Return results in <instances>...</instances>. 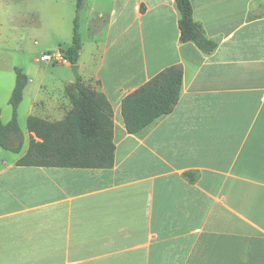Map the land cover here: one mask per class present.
<instances>
[{"label": "crops", "instance_id": "obj_1", "mask_svg": "<svg viewBox=\"0 0 264 264\" xmlns=\"http://www.w3.org/2000/svg\"><path fill=\"white\" fill-rule=\"evenodd\" d=\"M49 1L50 25L37 32L52 35L48 53L66 52L71 9ZM190 2L217 44L210 54L181 42L175 0H85L78 79L72 65L34 59L19 125L63 120L81 80L111 105L114 165L22 166V129L20 153L0 146V264H264V0ZM174 65L183 84L173 112L129 134L123 100ZM7 66L4 125L20 69Z\"/></svg>", "mask_w": 264, "mask_h": 264}, {"label": "trees", "instance_id": "obj_2", "mask_svg": "<svg viewBox=\"0 0 264 264\" xmlns=\"http://www.w3.org/2000/svg\"><path fill=\"white\" fill-rule=\"evenodd\" d=\"M85 0H76L72 47L65 53L72 65L77 64L82 49L78 15ZM180 14L179 29L182 43L192 42L207 54L217 44L206 37L202 26L193 16L190 0H175ZM28 78L16 70V86L10 99L12 120L4 125L0 119V146L20 153L24 135L18 122V110L23 100ZM183 84V70L174 65L166 68L136 91L122 104V116L129 134L143 137L150 128L170 115L178 104ZM73 108L58 122L29 116L27 130L31 134L29 148L19 161L22 166L71 167L108 169L114 165L113 111L106 96L79 80L67 89Z\"/></svg>", "mask_w": 264, "mask_h": 264}, {"label": "rangeland", "instance_id": "obj_3", "mask_svg": "<svg viewBox=\"0 0 264 264\" xmlns=\"http://www.w3.org/2000/svg\"><path fill=\"white\" fill-rule=\"evenodd\" d=\"M49 3V0H0V79L8 78L7 64H14L28 76L29 80H34V59L40 58L45 52L48 53L47 51L54 46L51 34L47 37L37 32L50 25L47 14ZM64 4L66 9H71L69 15L71 33L77 16L76 0H65ZM80 30L85 35L84 20L80 24ZM29 97L33 99L34 94H30ZM25 101L21 116L27 112V98ZM20 127L28 142L29 132L24 120L21 121Z\"/></svg>", "mask_w": 264, "mask_h": 264}, {"label": "built area", "instance_id": "obj_4", "mask_svg": "<svg viewBox=\"0 0 264 264\" xmlns=\"http://www.w3.org/2000/svg\"><path fill=\"white\" fill-rule=\"evenodd\" d=\"M40 60L42 62L52 63L54 65H72L70 61L66 58L65 53L61 50L52 53H45L41 56Z\"/></svg>", "mask_w": 264, "mask_h": 264}, {"label": "water", "instance_id": "obj_5", "mask_svg": "<svg viewBox=\"0 0 264 264\" xmlns=\"http://www.w3.org/2000/svg\"><path fill=\"white\" fill-rule=\"evenodd\" d=\"M72 72L74 76L78 79V66L77 65H72L71 66Z\"/></svg>", "mask_w": 264, "mask_h": 264}]
</instances>
